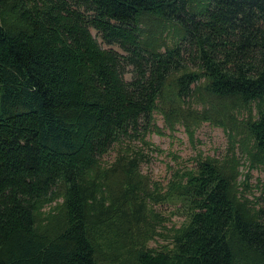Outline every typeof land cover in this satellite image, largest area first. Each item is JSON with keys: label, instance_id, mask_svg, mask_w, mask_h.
<instances>
[{"label": "trees", "instance_id": "trees-1", "mask_svg": "<svg viewBox=\"0 0 264 264\" xmlns=\"http://www.w3.org/2000/svg\"><path fill=\"white\" fill-rule=\"evenodd\" d=\"M154 114L225 154L149 186L120 148ZM239 158L264 171V0H0V264H264Z\"/></svg>", "mask_w": 264, "mask_h": 264}, {"label": "rangeland", "instance_id": "rangeland-1", "mask_svg": "<svg viewBox=\"0 0 264 264\" xmlns=\"http://www.w3.org/2000/svg\"><path fill=\"white\" fill-rule=\"evenodd\" d=\"M90 33L101 48L112 49L119 54L121 53L114 46L104 45L93 30H90ZM124 71V79L128 80L130 78V68H125ZM153 120L162 135L155 133L147 134L145 141L150 144V147L141 146L135 140L129 141V144L123 142L124 144L120 148V150H125V145H127L134 151H139L144 156V162L141 163L139 169L141 175L148 179L149 186L153 182L164 185L171 179L175 172L181 173L183 170L192 167L191 161L196 155L220 159L226 152L225 137L218 128L202 123L193 132L192 136H189L178 126L172 131L166 129L161 117L157 114L153 115ZM112 149L102 157L103 163L110 164L113 161L114 151L117 148ZM237 157L238 154L236 155ZM245 162L241 158L238 160L237 170L240 175L236 182L238 184L237 190L243 197L255 202V199L264 198V171L261 169H249ZM152 208L164 218V227L166 230H161L164 236L168 234L167 229L177 227L182 222V218L172 215V208L169 206H153ZM166 242L168 240L162 237L149 242L147 246L150 248H158L166 244Z\"/></svg>", "mask_w": 264, "mask_h": 264}]
</instances>
